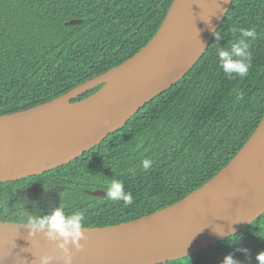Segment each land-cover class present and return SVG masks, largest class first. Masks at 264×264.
I'll return each mask as SVG.
<instances>
[{"label": "trees", "instance_id": "1", "mask_svg": "<svg viewBox=\"0 0 264 264\" xmlns=\"http://www.w3.org/2000/svg\"><path fill=\"white\" fill-rule=\"evenodd\" d=\"M173 0H0V117L55 100L132 58L156 35ZM73 20L81 24L68 25ZM254 28L244 78L219 68L216 47ZM194 68L99 146L40 176L0 184V222L24 224L63 207L82 211L85 228L154 214L217 175L264 118V0H233ZM95 88L73 102L96 93ZM150 159L144 170L141 161ZM123 182L132 203L94 197ZM247 249V254L237 249ZM264 215L211 248L167 264H222L233 254L258 264Z\"/></svg>", "mask_w": 264, "mask_h": 264}, {"label": "water", "instance_id": "2", "mask_svg": "<svg viewBox=\"0 0 264 264\" xmlns=\"http://www.w3.org/2000/svg\"><path fill=\"white\" fill-rule=\"evenodd\" d=\"M232 2L173 0L156 35L132 58L55 100L0 117V184L63 167L122 128L194 68ZM213 7L215 15L200 52L182 66L179 54L185 50L184 35L194 28L199 13ZM81 23L73 20L67 24ZM98 87L90 97L73 102ZM72 108L84 113L79 122L68 125L65 114ZM61 110L62 121L56 119ZM89 195L104 197L106 193L97 190ZM263 215L264 118L229 164L182 200L128 223L85 228L84 249H73L72 264H167L211 248ZM33 240L60 264L59 253L42 233L31 237L24 224L5 222H0V264H36L28 251ZM13 241L17 245L14 259L4 255Z\"/></svg>", "mask_w": 264, "mask_h": 264}, {"label": "clouds", "instance_id": "3", "mask_svg": "<svg viewBox=\"0 0 264 264\" xmlns=\"http://www.w3.org/2000/svg\"><path fill=\"white\" fill-rule=\"evenodd\" d=\"M219 38L220 34L215 33ZM254 28H241L239 37L228 47H216V57L220 70L229 77L238 76L244 78L251 66L250 42L256 38ZM144 170L152 166L150 159L141 161ZM106 197L113 201H123L125 205L132 203V194L126 192L122 181L110 180L106 187ZM24 226L29 229V236L34 237L37 233H42L46 241L54 245L59 253L60 264H72L73 249L82 251L86 241V229L84 227V213L82 211L66 212L63 207H58L50 214L41 217H29L25 220ZM28 251L32 252L36 264H57V257L45 254L41 251V246L37 241H30ZM17 245L13 241L10 244L6 257L15 258ZM247 254V249H237ZM258 264H264V251L259 252L256 257ZM222 264H241L234 258L233 254L224 257Z\"/></svg>", "mask_w": 264, "mask_h": 264}, {"label": "bare ground", "instance_id": "4", "mask_svg": "<svg viewBox=\"0 0 264 264\" xmlns=\"http://www.w3.org/2000/svg\"><path fill=\"white\" fill-rule=\"evenodd\" d=\"M214 8V7H213ZM216 8L213 10H206L199 13L197 19L195 20L194 28L186 33L183 37V48L185 46V50L181 54H179V62L182 66L188 65L192 60L198 55L200 52L204 41L207 37L208 31L211 28V20L215 15ZM65 108V107H62ZM71 110V111H70ZM70 111V112H69ZM60 112V111H59ZM69 112V114H68ZM66 112V119L69 120L68 125H75L77 122L81 120L84 111L79 110L77 108L68 109ZM63 110L58 113L56 119L62 121L61 116L63 115ZM65 119V120H66Z\"/></svg>", "mask_w": 264, "mask_h": 264}]
</instances>
